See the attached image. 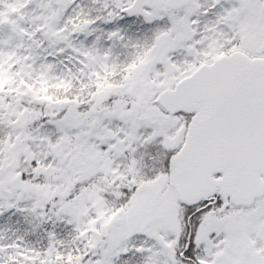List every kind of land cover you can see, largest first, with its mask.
<instances>
[{"label": "snow or ice", "instance_id": "obj_1", "mask_svg": "<svg viewBox=\"0 0 264 264\" xmlns=\"http://www.w3.org/2000/svg\"><path fill=\"white\" fill-rule=\"evenodd\" d=\"M0 264H264V0H0Z\"/></svg>", "mask_w": 264, "mask_h": 264}]
</instances>
